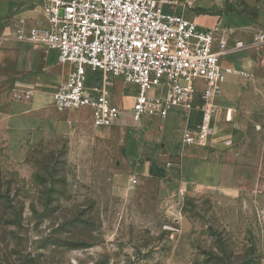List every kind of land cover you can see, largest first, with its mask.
Instances as JSON below:
<instances>
[{
    "label": "rangeland",
    "instance_id": "obj_1",
    "mask_svg": "<svg viewBox=\"0 0 264 264\" xmlns=\"http://www.w3.org/2000/svg\"><path fill=\"white\" fill-rule=\"evenodd\" d=\"M1 45L0 116L16 101L13 55ZM247 75L221 85L208 146L220 171L196 194L138 175L123 156L115 127L130 119L129 135L138 122L136 88L120 80L110 128L94 129L85 110L62 112L60 133L11 152L0 127V264H264L263 65ZM181 131L177 121L161 132L177 141Z\"/></svg>",
    "mask_w": 264,
    "mask_h": 264
},
{
    "label": "built area",
    "instance_id": "obj_2",
    "mask_svg": "<svg viewBox=\"0 0 264 264\" xmlns=\"http://www.w3.org/2000/svg\"><path fill=\"white\" fill-rule=\"evenodd\" d=\"M44 25L18 20L11 34L1 37L46 52L68 68L51 95L58 112L87 108L95 128L112 126L120 110L112 101V80L136 86L130 116L164 119L178 107L190 110L200 97V123L182 133L184 147H213V119L221 85L229 75L221 66L226 42L214 49V32L200 30L181 15L169 14L163 0H40ZM264 30L233 50L258 49ZM33 92L15 94L30 101ZM229 113V112H228ZM226 120H230L228 115ZM133 183L135 181L133 180Z\"/></svg>",
    "mask_w": 264,
    "mask_h": 264
},
{
    "label": "crops",
    "instance_id": "obj_3",
    "mask_svg": "<svg viewBox=\"0 0 264 264\" xmlns=\"http://www.w3.org/2000/svg\"><path fill=\"white\" fill-rule=\"evenodd\" d=\"M163 1L162 5L167 13L181 15L195 23L200 30H216L214 49L218 50L219 41L226 42L228 49L221 58L222 67L235 70L246 77L247 74L254 73L257 66L264 67V45L258 49L233 50L235 43L247 45L259 31L264 30V0ZM20 19L25 20L27 25H44L40 0H0V43L4 50L9 49L13 55L12 90L14 95L33 92L30 101H13L9 110L0 116L2 134L11 152H18L28 144H35L58 134L64 128L59 116L62 112H58L53 106L51 95L68 71L66 66L57 63L54 51L46 52L14 40H1L2 36L13 32ZM193 103L194 107L190 110L174 108L162 120L142 118L133 127V134L126 135L130 119H120L115 130L124 139L123 156L135 164L138 175L155 173L170 179L171 183L175 182V189H179L180 193L191 191V194H196L212 176L219 173L220 166L211 158L215 148L184 147L182 144L183 131L194 129L201 120V111L198 109L201 101L198 94H195ZM80 110L86 111L81 115L90 112L87 108ZM80 121V117H77L73 123L75 130L79 128ZM177 121L181 122L182 131L175 141L166 132L161 131L165 126ZM93 128L105 129H97L94 126ZM178 143L181 144L180 148ZM171 156L176 157L179 162H168L167 166L161 164L164 158Z\"/></svg>",
    "mask_w": 264,
    "mask_h": 264
}]
</instances>
